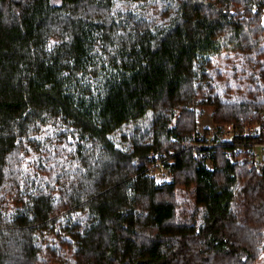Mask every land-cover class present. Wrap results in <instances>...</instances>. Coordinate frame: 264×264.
<instances>
[{
	"label": "trees",
	"instance_id": "trees-1",
	"mask_svg": "<svg viewBox=\"0 0 264 264\" xmlns=\"http://www.w3.org/2000/svg\"><path fill=\"white\" fill-rule=\"evenodd\" d=\"M263 15L264 0H0V264H264ZM224 55L242 96L220 89ZM208 106L231 139L198 130ZM157 159L165 182L146 175Z\"/></svg>",
	"mask_w": 264,
	"mask_h": 264
},
{
	"label": "rangeland",
	"instance_id": "rangeland-1",
	"mask_svg": "<svg viewBox=\"0 0 264 264\" xmlns=\"http://www.w3.org/2000/svg\"><path fill=\"white\" fill-rule=\"evenodd\" d=\"M61 1L62 0H52V3L53 4H60ZM263 23H264V15H263ZM233 58L234 57H232L231 59L228 60L227 55H224L223 57H217L214 59L215 65L217 66V69L222 73V77L218 81H219L221 91H224L227 88V86H233L235 88V90L238 87V88H241L240 96H242V94L245 93V91L247 89L245 84L241 81L244 74L241 72V62L235 63V64L230 66V64L233 62ZM213 111H214V108L210 107V106L201 107V108L197 109L198 130L202 132L205 129H209L213 133L218 132V135L222 139L226 140L223 136V133H225V129L228 128L232 123H226L220 127H217V125L213 121V117H212ZM255 124L244 126V129H243L241 134H243L245 128H247V127L253 126V127L257 128L258 126ZM237 132H238V130L235 127L234 131H233V135ZM153 155H155V154H152V156ZM158 157H160V155H157V158ZM156 161H159V159L155 160L154 163ZM154 177L156 179V182H165V181L169 180L170 179L169 169L166 168L165 166L163 167V165H160V166L156 165L154 168Z\"/></svg>",
	"mask_w": 264,
	"mask_h": 264
},
{
	"label": "built area",
	"instance_id": "built-area-1",
	"mask_svg": "<svg viewBox=\"0 0 264 264\" xmlns=\"http://www.w3.org/2000/svg\"><path fill=\"white\" fill-rule=\"evenodd\" d=\"M263 120H264V118L261 117L260 123H263ZM255 125H257L258 127L257 128H255L253 126L247 127V128H245L243 134L245 136L257 134V132H258V134H260L259 129L261 128V126H260L259 122H257ZM234 128H235L234 125L231 124L228 128L225 129V133H223V136H224V138L226 140L232 138ZM262 129L264 131V125L262 126ZM200 137H202V134H198L197 135V138H200ZM203 145L204 146L213 145L212 137H208L207 138V142L203 143ZM250 156L254 159V161L257 164L264 163V141L263 142L254 143L253 149H252V152H251ZM156 165L160 166L161 165V160L156 161L155 163H153L150 167H148L146 169V175L147 176H151V175L154 174V169L153 168Z\"/></svg>",
	"mask_w": 264,
	"mask_h": 264
}]
</instances>
